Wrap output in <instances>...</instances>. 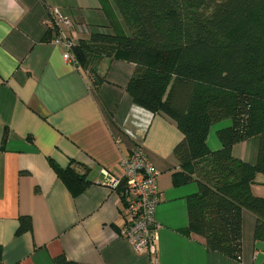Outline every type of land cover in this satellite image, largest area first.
Returning a JSON list of instances; mask_svg holds the SVG:
<instances>
[{
    "label": "crops",
    "instance_id": "obj_1",
    "mask_svg": "<svg viewBox=\"0 0 264 264\" xmlns=\"http://www.w3.org/2000/svg\"><path fill=\"white\" fill-rule=\"evenodd\" d=\"M53 7L74 22L101 11L99 0H0V264H53L61 251L79 264H264V243L254 239L256 217L248 210L242 211L240 260L184 232L186 198L197 184L172 183L179 169L173 149L182 138L176 123L132 102L126 85L133 63L101 60L105 80L96 89L85 70L66 62L63 48L44 39ZM229 124L211 126L210 149L220 147L216 131ZM258 143L252 136L234 144L232 153L255 163ZM134 146L158 172L149 252H136L121 236L122 199L104 182L107 175L121 177V157ZM71 160L87 168L90 180L77 195L50 163L66 167ZM252 192L264 197L263 174L256 175ZM24 215L31 230L16 235Z\"/></svg>",
    "mask_w": 264,
    "mask_h": 264
},
{
    "label": "trees",
    "instance_id": "obj_2",
    "mask_svg": "<svg viewBox=\"0 0 264 264\" xmlns=\"http://www.w3.org/2000/svg\"><path fill=\"white\" fill-rule=\"evenodd\" d=\"M99 3L104 19L84 37L77 36L81 30L75 27L71 51L76 66L97 89L105 80L98 72L101 60L134 64L126 85L132 102L166 115L182 135L173 149L179 164L173 185L197 184L186 198L184 232L200 236L206 248L240 260L243 210L255 215L254 239L264 243V197L252 192L256 175H264V0ZM46 32L44 39L50 42L54 33ZM226 119L230 124L216 131L220 147L212 150L208 132ZM252 136L259 138L255 163L232 153L234 144ZM50 163L73 195L90 185L88 170L79 162L71 160L66 167ZM29 230L30 217L20 216L16 235ZM51 260L79 264L63 251Z\"/></svg>",
    "mask_w": 264,
    "mask_h": 264
},
{
    "label": "built area",
    "instance_id": "obj_3",
    "mask_svg": "<svg viewBox=\"0 0 264 264\" xmlns=\"http://www.w3.org/2000/svg\"><path fill=\"white\" fill-rule=\"evenodd\" d=\"M46 30L54 35L50 43L63 48L66 62L77 65L71 51L76 38L75 22L58 8L53 7L45 19ZM121 177L107 175L104 182L117 191L122 199L125 226L120 234L136 252H149L154 241L153 213L159 202L158 172L139 146L121 157Z\"/></svg>",
    "mask_w": 264,
    "mask_h": 264
},
{
    "label": "rangeland",
    "instance_id": "obj_4",
    "mask_svg": "<svg viewBox=\"0 0 264 264\" xmlns=\"http://www.w3.org/2000/svg\"><path fill=\"white\" fill-rule=\"evenodd\" d=\"M78 15H79V13H78ZM94 15H95V17H91L90 19H86V20H81L80 19L78 21H75V25L78 26V27H76V29L81 30V32L77 30V32H78L77 36L84 37V36L88 35V31L92 27H95L94 25L96 23H99V22H101L104 19L101 11L96 13V14L94 13ZM101 18H103V19L101 20ZM227 120L228 119L222 120V121H227ZM222 121L214 123L213 125H217L218 123H221Z\"/></svg>",
    "mask_w": 264,
    "mask_h": 264
}]
</instances>
